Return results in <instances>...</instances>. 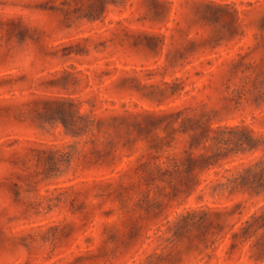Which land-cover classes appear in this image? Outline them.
<instances>
[{"label":"rangeland","instance_id":"obj_1","mask_svg":"<svg viewBox=\"0 0 264 264\" xmlns=\"http://www.w3.org/2000/svg\"><path fill=\"white\" fill-rule=\"evenodd\" d=\"M0 264H264V0H0Z\"/></svg>","mask_w":264,"mask_h":264}]
</instances>
